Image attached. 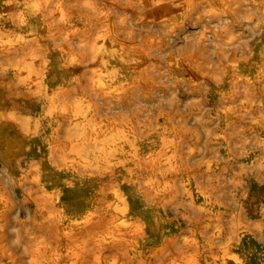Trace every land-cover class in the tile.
I'll return each instance as SVG.
<instances>
[{
	"label": "bare ground",
	"instance_id": "1",
	"mask_svg": "<svg viewBox=\"0 0 264 264\" xmlns=\"http://www.w3.org/2000/svg\"><path fill=\"white\" fill-rule=\"evenodd\" d=\"M259 38L264 0H0V264H246L243 176L195 162L194 126L217 158L251 137L262 169L264 108L219 98L189 126L157 95L207 106L231 76L264 105ZM204 177L228 180L231 212Z\"/></svg>",
	"mask_w": 264,
	"mask_h": 264
},
{
	"label": "rangeland",
	"instance_id": "2",
	"mask_svg": "<svg viewBox=\"0 0 264 264\" xmlns=\"http://www.w3.org/2000/svg\"><path fill=\"white\" fill-rule=\"evenodd\" d=\"M188 28L191 29L192 28L191 25H189ZM144 31H145L144 35L137 38L138 43H140L139 41H142L144 37L151 36V34L156 33L155 29H151V27L148 28V30L144 29ZM244 35H249V32L245 30ZM258 42L264 43V38H259ZM226 65L229 64L227 63ZM216 77H217L216 79L220 78L218 75ZM231 80H232L231 76H228L224 78L222 82L221 81L218 82L217 91L219 94L215 96L214 98L215 101H213L212 99L213 97L209 98L210 102L207 106L202 103V96H203L202 92H194V93L188 92L183 95L179 94V92L178 94L177 92H175V94H172L173 93L172 88L168 83L165 84L166 89L164 90V93L158 94L157 96H161L163 99L169 100L174 104L176 103V105L180 108L179 113L182 114L183 116H187V119H189L191 123V124L189 123V126L194 124L195 121L200 120V118L202 116H205L206 113L212 111L213 107L217 105L216 103L219 100V98L220 100L223 98V99H229L230 101L228 105L220 106V108L223 107L224 109L246 110L249 108H256V109L264 108V105L261 104L250 105L249 103L250 99L253 97L247 91L244 92L241 86L238 85L235 88ZM258 85L260 89L264 88L262 87V85H264V81H259ZM155 99H156L155 104L153 105L155 106L156 109V106L161 102V100L160 98H155ZM181 100L183 101L182 104L179 102ZM165 106L166 107L168 106L166 105V102H165ZM147 109H149V106L145 105V107H143V110H147ZM237 123L241 125H246L249 124L250 121L238 120V116L232 114L229 120V124L233 125ZM194 129L201 136V140L198 143L199 153L197 158L195 159V162L209 160L210 162L214 163L215 166L214 171L218 170L216 164L220 168L225 166V163H228L227 168L229 175L239 172L242 174L245 197L238 201L239 202L238 212L241 214L243 218H246L249 221V223L255 225L258 228L257 229L258 233H255L243 239V241L241 242L242 249L240 248L238 250V255L240 254L239 255L240 258L242 257L241 259L245 261L246 264H264V188H262L264 187V180L261 181V179L264 178V168L262 169L256 168L257 161L262 157V153L259 151V149L254 148L255 146L251 141L252 140L251 137L246 139L242 136H239L236 137V140L240 141L237 147H242L244 144H246L247 155L240 156L238 151H234L232 158H227L225 157V155L224 158H222L221 154H224L223 148L220 146H213L211 145L210 141L205 140L202 127L194 126ZM218 153L221 154L220 157L217 158ZM201 181L204 182L205 184L208 183L210 185L212 184L214 185L217 183V181L214 178L208 181V178L204 177L203 180ZM216 188H217L216 189L217 199L220 201L221 207H215L212 209V211L214 213L218 211L231 212L234 209L233 208L234 202L237 201L235 200V198L233 199L231 196L232 187L229 185L228 180H226L224 184L217 183ZM173 227L174 225L171 228L173 229ZM252 228L255 227L252 226ZM162 237L163 234L162 235L158 234V238H162ZM245 256L247 257L245 258Z\"/></svg>",
	"mask_w": 264,
	"mask_h": 264
}]
</instances>
